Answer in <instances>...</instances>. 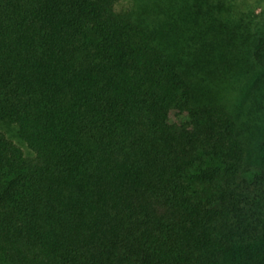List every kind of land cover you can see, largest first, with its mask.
Here are the masks:
<instances>
[{
  "label": "trees",
  "instance_id": "1",
  "mask_svg": "<svg viewBox=\"0 0 264 264\" xmlns=\"http://www.w3.org/2000/svg\"><path fill=\"white\" fill-rule=\"evenodd\" d=\"M119 2L0 0V264H264V137L256 164L225 99L248 41L220 67Z\"/></svg>",
  "mask_w": 264,
  "mask_h": 264
},
{
  "label": "rangeland",
  "instance_id": "2",
  "mask_svg": "<svg viewBox=\"0 0 264 264\" xmlns=\"http://www.w3.org/2000/svg\"><path fill=\"white\" fill-rule=\"evenodd\" d=\"M236 1L239 0H120L117 7L121 13L131 14L135 19L150 25L155 24L153 27L162 28L170 22V32L176 41L186 38L191 43H201L202 39L207 41L213 38V42L221 49H211L215 52L212 58L222 55L219 58L220 67L225 66V62L231 59L227 57L229 53L235 54L239 43L248 41L239 54V68L242 72L235 81L239 88L236 86L231 97L228 98V94L225 99H229V107L236 113L240 125L247 128L245 136L250 156L253 162L259 164L258 143L264 137V69L256 66L252 45L256 38L264 35V21L257 15L225 22L221 20L218 8L222 4ZM177 57L186 59V56ZM189 60L195 61L192 58ZM214 74L216 73L211 75Z\"/></svg>",
  "mask_w": 264,
  "mask_h": 264
}]
</instances>
